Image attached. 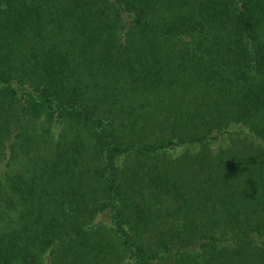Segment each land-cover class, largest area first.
<instances>
[{
	"label": "trees",
	"instance_id": "1",
	"mask_svg": "<svg viewBox=\"0 0 264 264\" xmlns=\"http://www.w3.org/2000/svg\"><path fill=\"white\" fill-rule=\"evenodd\" d=\"M0 264H264V0H0Z\"/></svg>",
	"mask_w": 264,
	"mask_h": 264
},
{
	"label": "rangeland",
	"instance_id": "2",
	"mask_svg": "<svg viewBox=\"0 0 264 264\" xmlns=\"http://www.w3.org/2000/svg\"><path fill=\"white\" fill-rule=\"evenodd\" d=\"M61 129L60 128H56L55 129V132H56V134L60 131ZM237 142H234V141H231V140H229V139H227V140H224V141H220V142H215V143H213L212 144V150L214 151V152H218V150H219V148L221 149L222 148V146H231L232 144H236ZM191 150H193V149H191ZM182 154H184V151H182V150H178L176 153L174 152V153H172V157L173 158H177L178 156H181ZM172 158V159H173Z\"/></svg>",
	"mask_w": 264,
	"mask_h": 264
}]
</instances>
